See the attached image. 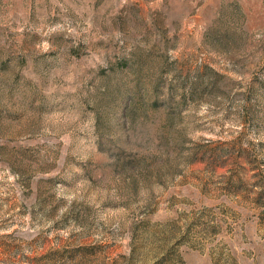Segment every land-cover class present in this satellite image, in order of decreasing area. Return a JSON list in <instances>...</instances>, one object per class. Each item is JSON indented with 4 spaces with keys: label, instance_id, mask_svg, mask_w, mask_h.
<instances>
[{
    "label": "rangeland",
    "instance_id": "rangeland-1",
    "mask_svg": "<svg viewBox=\"0 0 264 264\" xmlns=\"http://www.w3.org/2000/svg\"><path fill=\"white\" fill-rule=\"evenodd\" d=\"M0 264H264V0H0Z\"/></svg>",
    "mask_w": 264,
    "mask_h": 264
}]
</instances>
